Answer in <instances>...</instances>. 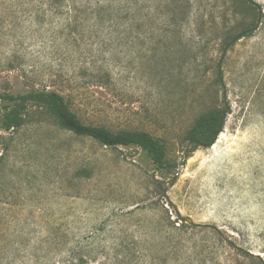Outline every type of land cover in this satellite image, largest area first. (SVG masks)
<instances>
[{"label":"rangeland","instance_id":"1","mask_svg":"<svg viewBox=\"0 0 264 264\" xmlns=\"http://www.w3.org/2000/svg\"><path fill=\"white\" fill-rule=\"evenodd\" d=\"M111 1L0 0V94L59 92L87 125L159 139L176 168L45 113L0 127V264H58L96 228L107 264L122 241L134 244L125 264H264V0ZM224 112L181 169L196 121ZM180 169L169 197L203 226L180 233L176 257L163 229L178 218L155 179L167 187ZM81 170L91 178L72 181Z\"/></svg>","mask_w":264,"mask_h":264},{"label":"trees","instance_id":"2","mask_svg":"<svg viewBox=\"0 0 264 264\" xmlns=\"http://www.w3.org/2000/svg\"><path fill=\"white\" fill-rule=\"evenodd\" d=\"M114 3H117V1H111L108 8L113 6ZM85 14L89 15L87 12H85ZM91 14L94 16L92 12ZM96 18L97 20H102L101 16H97ZM123 19V17H110L109 22L113 24L112 27H114L115 23H119V21ZM88 20H90V15ZM105 21L107 22V19ZM71 34L73 33L71 32ZM234 40H236V37L228 42L227 46H230ZM101 75L103 76L102 78L105 77L109 81L110 75L108 72H101L99 76ZM0 102L2 103L0 127L5 132L10 133L21 130L30 124L38 113H45L54 120L59 128L74 136L89 137L107 148L135 146L145 151L159 170L162 171L169 168H176V166L171 165L166 161L165 150L159 139L144 131H119L114 133L106 127L87 125L71 110L67 99L59 92L30 90L16 94L3 93L0 94ZM222 121V115H216L214 113L199 118L189 136V141L195 145L203 144L206 147L211 146L221 132L220 128L223 125ZM76 178L89 179L91 177L87 170H81L76 173L75 179H72V181L76 180ZM155 183L161 192V196H165L164 190L166 187H164L163 182L155 179ZM170 206L174 208L173 204ZM138 208L140 207L138 206L134 210ZM127 214L131 215L133 213L130 212ZM176 223L179 224L178 227L175 226ZM166 224L167 226L163 229L165 244L177 257L183 245L180 233H186L188 230H195L200 227L181 223L179 219L174 222L168 219ZM159 225L162 227V224ZM98 233L99 229H94V231H92L87 237V240L73 236V238L70 239V250L65 252L66 255H63V252L59 250L58 257H60L58 258L57 263L107 264V260L105 261L102 258H105L106 256L108 257L110 252H107L106 249L104 250L103 248H101L102 251H100V248L96 247L97 245L101 246V242H98L97 238ZM133 245V243H127L125 241L115 244L112 248L114 250L112 252H114L113 254L115 255L113 264H125L124 259H126V257L131 260V257L128 255L133 250ZM140 255L142 256V254ZM99 259H102V261L99 262Z\"/></svg>","mask_w":264,"mask_h":264},{"label":"water","instance_id":"3","mask_svg":"<svg viewBox=\"0 0 264 264\" xmlns=\"http://www.w3.org/2000/svg\"><path fill=\"white\" fill-rule=\"evenodd\" d=\"M259 24H260V21L258 22V25H259ZM256 28H257V27H256ZM256 28H255V29H256ZM255 29H253V30H255ZM249 32H250V31H247V32L243 33V35H242L241 37H244V36H245L247 33H249ZM221 71H222V68H221V65H220V66H219V72L221 73ZM225 118H226V114H225V112H224L223 121L225 120ZM203 147H205V145H203V144H197V145H195L192 149H188V150H186L185 153H184V159H183V161L181 162V165H180L181 169L185 168V166H186V161H187L189 155L192 154V153H194V152H196L198 149L203 148ZM181 169L176 173V175H175V177H174L172 183H171L169 186H167V187L165 188V190H164V195H165L166 201H167V203H168L169 205H172L173 202H172V200L170 199L168 193H169V190H170V189L176 184L177 180L179 179V177H180V175H181ZM173 206H174V210H175V212H176L177 218L179 219V221H180L181 223H186V224H188V225H190V226H199V227L203 226V225H200V224H197L196 222H194V220H193L191 217H183V216L180 214L178 208H177L174 204H173ZM210 228H212L213 230H215V231L221 236V238H222L226 243H228V244H230V245H233L232 240L229 239L228 237H226V236L220 231V229H218V228H216V227H214V226H210Z\"/></svg>","mask_w":264,"mask_h":264}]
</instances>
